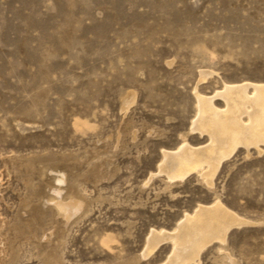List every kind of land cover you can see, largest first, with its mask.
Wrapping results in <instances>:
<instances>
[{
  "label": "rangeland",
  "instance_id": "374dc122",
  "mask_svg": "<svg viewBox=\"0 0 264 264\" xmlns=\"http://www.w3.org/2000/svg\"><path fill=\"white\" fill-rule=\"evenodd\" d=\"M242 83L264 84V0H0V264H165L152 231L218 200L255 223L199 264H264V151L240 146L213 188L151 178L183 135L210 143L196 90Z\"/></svg>",
  "mask_w": 264,
  "mask_h": 264
},
{
  "label": "bare ground",
  "instance_id": "6f19581e",
  "mask_svg": "<svg viewBox=\"0 0 264 264\" xmlns=\"http://www.w3.org/2000/svg\"><path fill=\"white\" fill-rule=\"evenodd\" d=\"M210 75L212 72H202L201 80ZM251 88L253 92L249 91ZM196 95L200 114L190 132H199L202 136L207 134L210 143L191 145L186 134L178 150L164 152L163 161L151 178L165 174L169 187L182 182L192 172H198L202 180L212 187L219 166L240 146L247 149L254 146L260 153L264 151L260 145L264 143V84L227 85L225 90L214 96L202 95L196 90ZM216 97L223 99L225 107L216 104ZM58 181L63 183L64 177L61 175ZM55 204L67 219L83 208V202L77 199L68 202L58 200ZM254 223L221 200L201 205L193 214H186L175 230H153L143 256L147 258L162 243L171 242L173 253L165 264H199L201 253L211 243H224L231 229ZM230 261L234 263V259ZM120 264L134 263L128 260Z\"/></svg>",
  "mask_w": 264,
  "mask_h": 264
}]
</instances>
